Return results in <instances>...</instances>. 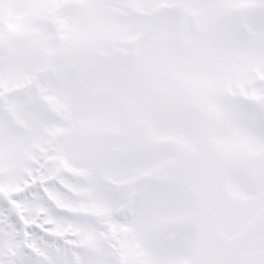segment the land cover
I'll return each mask as SVG.
<instances>
[{"label": "snow or ice", "instance_id": "obj_1", "mask_svg": "<svg viewBox=\"0 0 264 264\" xmlns=\"http://www.w3.org/2000/svg\"><path fill=\"white\" fill-rule=\"evenodd\" d=\"M0 264H264V0H0Z\"/></svg>", "mask_w": 264, "mask_h": 264}]
</instances>
